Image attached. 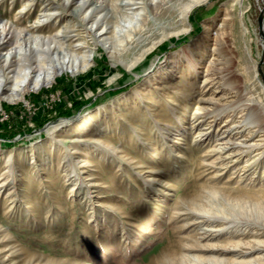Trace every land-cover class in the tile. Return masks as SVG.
<instances>
[{
	"label": "rangeland",
	"instance_id": "rangeland-1",
	"mask_svg": "<svg viewBox=\"0 0 264 264\" xmlns=\"http://www.w3.org/2000/svg\"><path fill=\"white\" fill-rule=\"evenodd\" d=\"M27 1L1 0L0 18L16 15L13 22L31 24L45 0H31L30 9L27 5L21 16L15 14ZM225 1L196 4L188 15L190 29L162 39L132 70L111 63L99 46L84 71L62 73L51 86L27 91L14 102L2 101L0 264H264V131L252 130V111H245L243 136L255 145L243 154L237 153L242 147L234 145L219 155L215 144L227 112L213 121L208 116L198 120L202 104L198 90L190 104L195 107L192 120L198 126L187 130L185 142L178 137L169 140L158 128L165 126L152 123L155 115L165 114L163 107L143 119L138 106L118 128L111 116L106 123L102 118L81 143L83 149L96 148L98 133L108 126L104 134L108 141L123 146L134 162L113 151L101 165L97 147L91 174L82 177L77 173L79 162L68 171L63 160L57 163L65 149L48 155V126L60 120L74 125L89 111L125 95L144 80L151 61L158 65L169 52L196 39L203 22ZM245 3L241 26L226 34L227 55L212 65L219 67L214 81L203 82L200 73L197 86L203 88L204 96L215 95L219 104L235 99L233 84L247 86L244 98H254L264 110L259 87L260 81L264 93V41L258 26L260 21L264 32V0ZM69 18L64 14L63 21ZM213 71L209 69L208 74ZM225 73H230L228 78ZM124 108L121 113L126 112ZM192 111H186L187 119L194 115ZM239 111L243 110L237 109L231 120H238ZM238 125L236 130L242 126ZM132 128L144 136L133 139ZM199 128L207 133L193 138ZM233 132L231 139L239 140L240 134ZM153 145L157 154L148 158L146 153ZM50 159L53 162L47 165Z\"/></svg>",
	"mask_w": 264,
	"mask_h": 264
},
{
	"label": "bare ground",
	"instance_id": "bare-ground-1",
	"mask_svg": "<svg viewBox=\"0 0 264 264\" xmlns=\"http://www.w3.org/2000/svg\"><path fill=\"white\" fill-rule=\"evenodd\" d=\"M203 1L45 0L39 15L31 24L19 25L13 22L16 15L12 19L0 18V108L3 106V100L14 102L23 99L27 91L51 86L52 82H56L57 75L84 71L93 63V54L99 46L107 53L111 63H119L124 68L132 70L162 39L172 33L188 31L189 12ZM70 3L72 6L69 7ZM27 5L28 9L33 6L31 0H28L27 4L23 2L21 9L15 14L20 13L21 16V10ZM245 7V0L225 1L213 17L203 22L202 31L196 39L169 52L158 65L156 61H151L145 70L146 73H143L144 80L136 83L125 95L89 111L86 116L75 121L74 125L69 126L72 123L60 120L48 126L47 132L50 137L48 155L54 150L65 149L66 152L62 153L60 159L57 158V163L63 160L62 166L68 171L74 169L76 162H79L81 169L77 173H81L82 177L91 174L90 169L94 164L92 158L97 147H100L98 159L101 165L109 152H120L122 158L134 162L133 157L129 156L123 146L118 148L108 141L109 137L105 136L108 128L110 129L108 126L98 133L100 138L94 141L96 148L83 149L84 143H81L87 141L86 134L98 127L102 118H105L106 123L111 116V123L118 128L126 114L138 106H141L139 112L142 117L144 116L143 119L146 114H157L156 108L163 107L165 114L155 115L152 123L165 126L158 128L169 140L178 137V141L185 142L189 136L187 130L198 124L192 120L195 117V107H190L198 90L201 94L199 99L202 100L198 107L200 113L196 116L199 117L198 120L203 121L208 116L212 117L213 121L219 114L227 112L225 122L219 129V142L215 144L218 145L219 155L234 145L242 147L241 150L238 149V154L252 149L254 143L243 136L246 129L245 119L248 117L245 111H252L250 114L252 118L249 121L253 126L252 130L264 131V110L254 98H244V87L247 86L237 87L233 84L231 90L235 99L224 104H219L215 95L204 96L203 88L197 86L200 73L204 78L203 82L214 81L212 76L217 73L215 70L219 72V67L215 69L212 65L227 55L226 34L229 30L241 26ZM64 14H68L70 18L63 21ZM213 41H217L218 44L213 46ZM253 66L255 67L256 63ZM212 68L214 73L209 75L208 71ZM224 75L227 77L230 73ZM229 87L232 88L231 85ZM259 87L264 97L260 81ZM175 104L178 105L172 107ZM123 108L126 110L125 113L120 111ZM239 108L243 111H239L238 120H231ZM190 109L194 115L187 119L189 116L186 115V111ZM238 122L242 126L236 130ZM59 128V133H55ZM129 132L135 140L145 134L142 132L140 135L141 131H135L133 128ZM232 132L239 133L241 138L236 137L239 140H232ZM206 133L199 128L192 137ZM156 154L157 147L153 145L146 156L151 158ZM52 162L50 159L47 165ZM36 169L35 167L34 171ZM40 169L41 174L46 171L45 167ZM32 206L33 204L28 205L29 208Z\"/></svg>",
	"mask_w": 264,
	"mask_h": 264
},
{
	"label": "water",
	"instance_id": "water-1",
	"mask_svg": "<svg viewBox=\"0 0 264 264\" xmlns=\"http://www.w3.org/2000/svg\"><path fill=\"white\" fill-rule=\"evenodd\" d=\"M258 26H259V33H260V36L261 38L263 39L264 41V32L262 30V26H261V22L258 21ZM262 85H263V89H264V75L262 76Z\"/></svg>",
	"mask_w": 264,
	"mask_h": 264
}]
</instances>
